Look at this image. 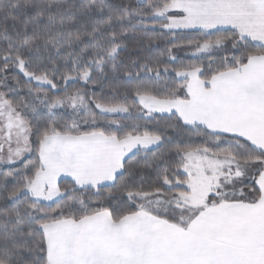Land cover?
Segmentation results:
<instances>
[{
	"label": "snow or ice",
	"instance_id": "1",
	"mask_svg": "<svg viewBox=\"0 0 264 264\" xmlns=\"http://www.w3.org/2000/svg\"><path fill=\"white\" fill-rule=\"evenodd\" d=\"M0 264H264V0H0Z\"/></svg>",
	"mask_w": 264,
	"mask_h": 264
},
{
	"label": "trees",
	"instance_id": "2",
	"mask_svg": "<svg viewBox=\"0 0 264 264\" xmlns=\"http://www.w3.org/2000/svg\"><path fill=\"white\" fill-rule=\"evenodd\" d=\"M129 49L128 52L124 53L123 55L127 56L129 54V52H132L134 48L137 47V41L135 39H130L129 41H127ZM156 43L159 44V47L155 49V51L158 53L159 51H162L166 45L164 44L163 41H157ZM144 44H147V39L144 40ZM181 56H183V53H180ZM186 62H187V58H186ZM21 79H23V77H21ZM97 92H99L98 89H96Z\"/></svg>",
	"mask_w": 264,
	"mask_h": 264
}]
</instances>
